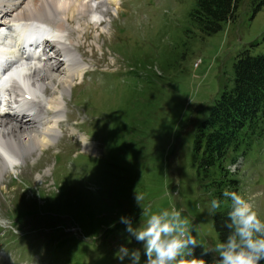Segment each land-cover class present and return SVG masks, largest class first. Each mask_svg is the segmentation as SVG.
I'll use <instances>...</instances> for the list:
<instances>
[{
  "label": "rangeland",
  "instance_id": "obj_1",
  "mask_svg": "<svg viewBox=\"0 0 264 264\" xmlns=\"http://www.w3.org/2000/svg\"><path fill=\"white\" fill-rule=\"evenodd\" d=\"M113 3L111 21L87 29L95 58L91 48L80 56L74 73L87 72L65 95L58 140L0 171V264H120L122 245L140 249L143 264V243L119 218L142 228L149 214L173 208L199 244L178 264L215 257L213 198L197 179L193 142L232 85L236 58L246 49L264 52V8L253 17L252 0H245L236 22L206 36L190 15L196 0H120L116 11ZM55 9L49 15L77 42L70 29L79 23L70 26V11ZM229 168L264 221V137Z\"/></svg>",
  "mask_w": 264,
  "mask_h": 264
},
{
  "label": "bare ground",
  "instance_id": "obj_2",
  "mask_svg": "<svg viewBox=\"0 0 264 264\" xmlns=\"http://www.w3.org/2000/svg\"><path fill=\"white\" fill-rule=\"evenodd\" d=\"M76 1L78 0H0V7L13 10L21 20L36 15L38 19L50 23L54 18L49 16L48 11L52 10L53 6L59 13L69 10L71 13L67 17L69 25L79 23L78 28L72 27L70 32L80 35L77 42L73 41L75 39L67 41L64 22L58 21V27L53 33L57 42L52 45L57 55L54 59L57 60L58 65L48 64L50 59H47L45 64L28 60L25 64H19L10 73V79L3 82L4 87L10 85L6 90L12 103L18 105V108L10 106L14 109V115L0 113L1 172L10 168L15 169L16 166L26 163L27 158L33 156L37 150L42 151L53 145L59 136L56 125L60 123V117L65 110V95L72 91L74 80H81L84 74L83 71V73L75 74L76 71L74 73L81 63L79 56L88 57L87 49L91 48L92 57L95 58V48L88 43L92 34L87 29L96 25L93 27L89 17L103 15L105 20L109 17L110 22L111 16L106 14L107 7L104 0ZM96 1L102 3L97 10H94L92 3ZM108 1L114 2L112 8L116 11L120 0ZM103 25L104 23H101L99 26ZM49 90L54 94L50 99L46 96Z\"/></svg>",
  "mask_w": 264,
  "mask_h": 264
},
{
  "label": "trees",
  "instance_id": "obj_3",
  "mask_svg": "<svg viewBox=\"0 0 264 264\" xmlns=\"http://www.w3.org/2000/svg\"><path fill=\"white\" fill-rule=\"evenodd\" d=\"M245 0H196L190 15L203 35L222 31L239 18ZM253 17L264 8V0H252ZM232 85H226L208 116L197 128L193 142V167L204 192L221 201L213 215L220 242L228 236L224 227L231 201L222 196L227 189L242 195L237 173L229 168L244 158L252 144L264 137V52L244 50L234 62ZM206 254L195 264H213ZM264 264V261L261 262Z\"/></svg>",
  "mask_w": 264,
  "mask_h": 264
},
{
  "label": "clouds",
  "instance_id": "obj_4",
  "mask_svg": "<svg viewBox=\"0 0 264 264\" xmlns=\"http://www.w3.org/2000/svg\"><path fill=\"white\" fill-rule=\"evenodd\" d=\"M222 196L231 201V210L224 224L229 234L224 241L209 249L215 253L213 264H261L264 261V221L236 192L225 189ZM136 200L141 206L143 197L137 194ZM220 207L221 201L212 199L208 205L209 215H215ZM147 211L143 209V213ZM119 222L126 225L125 231L130 238L143 243V264H178L177 258L191 249L189 246L199 245L189 234L181 211L175 208L149 214L142 228L134 226L129 216H121ZM117 253L120 264L125 260L128 264H141L140 249L130 250L122 245Z\"/></svg>",
  "mask_w": 264,
  "mask_h": 264
}]
</instances>
